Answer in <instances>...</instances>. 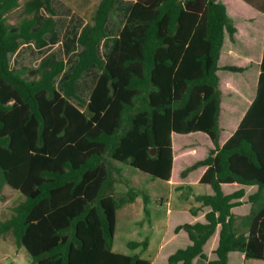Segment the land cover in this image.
Here are the masks:
<instances>
[{
  "label": "trees",
  "instance_id": "obj_1",
  "mask_svg": "<svg viewBox=\"0 0 264 264\" xmlns=\"http://www.w3.org/2000/svg\"><path fill=\"white\" fill-rule=\"evenodd\" d=\"M241 1L264 15V0ZM115 2L99 0L76 36V61L66 71L55 54L36 67L14 68L9 61L20 40L38 49L58 41L51 0H26L16 24H8L6 15L19 0H0V189L7 184L24 196L0 220V235L10 232L34 264H151L139 252L112 250L116 211L139 193L131 186L122 195L107 191L110 160L168 181L174 155L182 162V147L205 135L213 148L174 180L205 166L199 181L212 193L195 195L199 207L173 214L156 264L264 259V34L254 96L220 145L219 75L249 67L226 53L236 32L237 0H135L109 37ZM92 69L84 100L78 80ZM225 183L256 186L247 197L248 213L232 210L244 189L225 193ZM142 197L148 213V196ZM200 210L202 219L190 221L188 215ZM147 243L146 237L127 246L143 252Z\"/></svg>",
  "mask_w": 264,
  "mask_h": 264
},
{
  "label": "rangeland",
  "instance_id": "obj_2",
  "mask_svg": "<svg viewBox=\"0 0 264 264\" xmlns=\"http://www.w3.org/2000/svg\"><path fill=\"white\" fill-rule=\"evenodd\" d=\"M25 1L19 0V6L7 13L8 24H16L24 15L23 5ZM72 1L62 0L61 2V0H51L58 41L38 49L32 41L24 42L20 40L17 50L8 55L12 67H36L43 57L48 54H55L56 57L62 58L65 61L66 71H70L76 61L75 54L79 50V46L76 44V36L86 24V19H90L89 13H94L95 8L93 7L97 6H92L91 11V0H77L79 1L78 8L83 7V11H81L73 8ZM129 2L127 0H116L114 9L110 12L106 25V32L109 37L119 32L125 21L127 14L126 7ZM88 7V13H85ZM72 9L76 11L73 12ZM41 14L44 16L48 15L44 9L41 10ZM46 37L48 36L46 35ZM106 46L107 43H103V41L100 43L98 51L101 56L105 52ZM60 76L56 78L58 88H60ZM92 85L93 69L83 73L78 80L77 92L84 100L88 99ZM72 100L74 103L80 105L82 109L85 108L81 102H78L76 99ZM110 163V186L107 188V191L116 195H122L131 186L135 191L139 190L143 194L148 195V203L146 204L148 213L144 211L142 193L133 202L126 203L117 209L113 250L126 254L139 252L142 257L152 260L156 253V244L160 233L165 229V224L162 223L166 222V208H174L178 203L184 202V199L178 195V190L175 189V186L167 181L153 177L124 162L111 159ZM116 167L119 168V173L116 171ZM23 199L24 196L19 191L5 184L0 189V220L10 217L13 213V207ZM161 215L163 216V222L161 220L158 224L159 218L161 219L162 217ZM150 236L152 237L151 246L143 252L140 247L132 250L127 246L130 240L140 241ZM154 263H159V260ZM0 264L34 263L25 247L16 246L12 234L7 232L4 235H0ZM230 264H239L236 257H232ZM245 264H264V260L249 258Z\"/></svg>",
  "mask_w": 264,
  "mask_h": 264
},
{
  "label": "crops",
  "instance_id": "obj_3",
  "mask_svg": "<svg viewBox=\"0 0 264 264\" xmlns=\"http://www.w3.org/2000/svg\"><path fill=\"white\" fill-rule=\"evenodd\" d=\"M127 1H130L129 3H127L126 8L128 9L129 5L133 3L135 0H127ZM98 2L99 0H91L92 3V5H90L91 11H92V6H96ZM237 2L240 6V9L235 10L232 19L234 25L236 26V32L233 41H231L230 39L227 40L228 42L226 43V49H227L226 53H228L232 57H236L239 60L236 62L237 64L247 65L249 67L246 68L243 73L238 75H231L227 73H222L221 75H219V88L221 90V109L218 117V123L220 127V137H219L220 145H222L224 141L236 129L245 111L248 109L249 104L252 101V98L255 93L254 90L255 81H256L255 79L259 73L258 64L261 60V54H262V40L264 34V15L258 12L257 10H255L254 8H251L250 6L246 5L241 0H237ZM71 3L73 4V8L83 11V7L78 8L79 1L73 0ZM75 9H72V11L73 12L76 11ZM88 9L89 7L87 8V10H85L86 12L85 11L84 12L88 13ZM92 15L93 13H89L90 19L89 20L86 19V23L91 22ZM239 80L241 81V83H239ZM211 148H213L212 142L207 136L204 135L202 136L200 141L198 142L191 141L188 145L182 147V151H183L182 162L179 159V157L176 158L177 155H174V166L172 169L171 178L167 182L175 186V189L178 190V195H180V197L184 199V202H181V204L178 203L179 205L177 204L174 208L172 207L166 208V222H163L162 215H161L162 216L161 219L159 218L160 221L158 220V224L162 220L163 222L162 224H165L164 225L165 229L160 233V236L156 244V253L153 259L152 260L150 259L151 264H154L156 260H159L160 252L164 246V241L168 231V225L170 223L173 214L177 212H187L190 209L199 207L200 202L195 201L194 199L195 195L212 193V189L209 184L202 183L199 181L200 176L202 175V173L206 168L205 166H199L197 169L189 172L184 177H179L177 180H174V174L178 173L179 169L192 164L196 160L204 158ZM179 155L180 154L178 153V156ZM4 185L2 187H4ZM221 187L225 193H229L238 190L239 188H243L245 193L244 196L240 199L242 200V203L239 206L234 207L232 210L237 214L248 213L250 209V204L247 202V197L256 190V186H243L238 183H225L222 184ZM137 192L139 194L142 193L139 190ZM143 195H147V194L142 193V196ZM137 197L138 196H136V198ZM263 197H264V191H263ZM136 198L134 200H136ZM263 201L264 198L261 199L259 202H263ZM202 214L203 211L200 210L196 216H192L191 214H189L188 218L190 221L194 222L202 219ZM174 216L177 217L178 215L175 214ZM236 223H241V225L243 226L240 219L236 220ZM244 229L245 227L243 226L241 230ZM114 234H115V230H114ZM147 239H148V243L146 250L151 246L152 237L151 236L149 238L147 237ZM112 250H113V243H112ZM260 260H264V259H260ZM246 261L247 259L244 261L243 264H245ZM161 263H163V261H161Z\"/></svg>",
  "mask_w": 264,
  "mask_h": 264
},
{
  "label": "water",
  "instance_id": "obj_4",
  "mask_svg": "<svg viewBox=\"0 0 264 264\" xmlns=\"http://www.w3.org/2000/svg\"><path fill=\"white\" fill-rule=\"evenodd\" d=\"M154 152H155V149L153 148V149H152V153H154Z\"/></svg>",
  "mask_w": 264,
  "mask_h": 264
}]
</instances>
